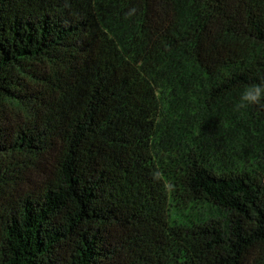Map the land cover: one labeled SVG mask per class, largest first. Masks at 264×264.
Listing matches in <instances>:
<instances>
[{
  "label": "trees",
  "instance_id": "obj_1",
  "mask_svg": "<svg viewBox=\"0 0 264 264\" xmlns=\"http://www.w3.org/2000/svg\"><path fill=\"white\" fill-rule=\"evenodd\" d=\"M264 0H0V264H264Z\"/></svg>",
  "mask_w": 264,
  "mask_h": 264
},
{
  "label": "clouds",
  "instance_id": "obj_2",
  "mask_svg": "<svg viewBox=\"0 0 264 264\" xmlns=\"http://www.w3.org/2000/svg\"><path fill=\"white\" fill-rule=\"evenodd\" d=\"M262 100H264V86L260 84L247 85L240 96V107L260 104Z\"/></svg>",
  "mask_w": 264,
  "mask_h": 264
}]
</instances>
